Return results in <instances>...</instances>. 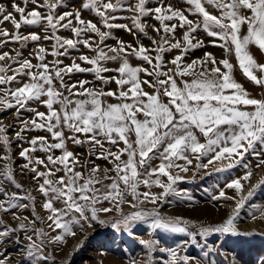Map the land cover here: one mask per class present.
<instances>
[{"label": "snow or ice", "instance_id": "obj_1", "mask_svg": "<svg viewBox=\"0 0 264 264\" xmlns=\"http://www.w3.org/2000/svg\"><path fill=\"white\" fill-rule=\"evenodd\" d=\"M253 46L264 0H0V264H264Z\"/></svg>", "mask_w": 264, "mask_h": 264}, {"label": "rangeland", "instance_id": "obj_2", "mask_svg": "<svg viewBox=\"0 0 264 264\" xmlns=\"http://www.w3.org/2000/svg\"><path fill=\"white\" fill-rule=\"evenodd\" d=\"M9 27H11V25L9 24L8 25ZM122 34V33H120ZM218 55L222 52V49H220L219 47H216L213 49ZM252 52L253 54L261 61H264V53H262L257 47L253 46L252 47ZM235 62V61H234ZM234 74L236 76V78L241 82L243 83L249 90L253 91V92H259L260 89L258 87H255L241 72V70L239 69V67L237 66L235 69H234ZM215 180V177H213L212 179L210 180H207V182H205L204 180L201 181V184L203 185L204 188H207L209 184L213 183ZM197 195L200 196V197H205V192L203 190H200L197 192ZM261 197H264V192H261L258 194L257 196V199H260ZM224 212L226 209H222ZM203 211H212L210 207H205L203 209H197L196 210V213H199V212H203ZM220 212V214L222 215L223 213ZM247 226L249 227H259V225H256V224H253L252 221H248L247 222ZM93 254V249L92 248H88L86 252L84 253H81V256L84 258V259H87V257L89 255H92ZM111 258V257H110ZM75 264H80V259L77 258Z\"/></svg>", "mask_w": 264, "mask_h": 264}, {"label": "bare ground", "instance_id": "obj_3", "mask_svg": "<svg viewBox=\"0 0 264 264\" xmlns=\"http://www.w3.org/2000/svg\"><path fill=\"white\" fill-rule=\"evenodd\" d=\"M223 210L221 209L220 212H222ZM223 213V212H222Z\"/></svg>", "mask_w": 264, "mask_h": 264}]
</instances>
